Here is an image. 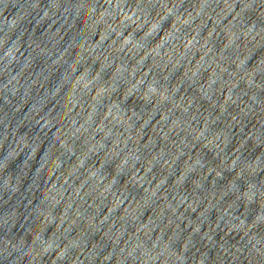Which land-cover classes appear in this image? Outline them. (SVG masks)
I'll return each instance as SVG.
<instances>
[{
  "label": "clouds",
  "instance_id": "obj_1",
  "mask_svg": "<svg viewBox=\"0 0 264 264\" xmlns=\"http://www.w3.org/2000/svg\"><path fill=\"white\" fill-rule=\"evenodd\" d=\"M9 5L0 264H264V0Z\"/></svg>",
  "mask_w": 264,
  "mask_h": 264
}]
</instances>
